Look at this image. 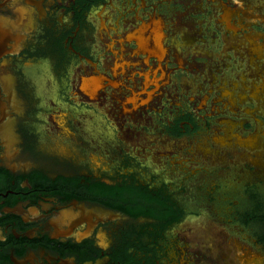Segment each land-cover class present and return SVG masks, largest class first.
Wrapping results in <instances>:
<instances>
[{"label":"flooded vegetation","instance_id":"af4514ba","mask_svg":"<svg viewBox=\"0 0 264 264\" xmlns=\"http://www.w3.org/2000/svg\"><path fill=\"white\" fill-rule=\"evenodd\" d=\"M219 1L229 3L231 8L241 2L264 17V7L256 5L255 0ZM109 3L110 0H0V264H160L163 239H168L170 232L173 235L189 217L201 216V212L187 214L188 209L172 198L165 185L151 187L135 174L117 179L91 163H98L100 145L105 142L103 134L121 143L122 137L126 142L128 137H144L137 141L144 151L140 166L149 171L163 169L165 149L172 148V155L177 148L175 141H191L197 126L190 112L185 115L189 123L186 128L179 119L162 126L156 124L157 112L168 107L169 94H182V78L194 77L188 66L181 68L175 61V34L166 28L163 32L171 35L166 44L170 48L167 67L172 71L173 84L163 94L158 110L138 111L142 119L146 115L154 119L156 129L130 115L121 119L123 124L115 121L119 109L114 110V106L119 100L161 92L154 85L143 84L147 78L143 66L150 70L161 63L157 54H148L144 49L150 44L145 39L157 24L164 26L165 22L166 27H173L188 7L166 10L160 0H143L142 9L118 17L120 4L112 8ZM221 14L220 9H214L218 41L224 49V38L230 33L219 22ZM184 16L183 21L189 18L197 25L199 18L194 12ZM262 21L258 18L250 29H242L241 37L250 32L264 33ZM229 23L235 28L240 25L238 17ZM181 36L176 34V43L182 41ZM152 39L150 48H157V31ZM181 50L187 62L205 63L204 57L193 61L187 48ZM228 56L236 55L230 51ZM50 57L65 71L66 88L59 103L66 108L76 106V112L52 107L55 93L51 86L56 84L47 62ZM159 76L160 73L155 77ZM81 79L103 82L100 90H93L94 102L84 98V94L94 97L86 90L88 87L82 88L84 94L75 93ZM19 96L27 101L22 110L17 106ZM86 122L89 130L83 129ZM245 125L249 129L251 124ZM62 127L68 139L81 132L94 153L80 160L67 159L56 151L47 154V145L64 142L55 134L66 135ZM254 130L255 126L244 136ZM207 138L195 143L208 152L218 151L213 138ZM158 144L160 147L152 149V153L146 150ZM250 198L252 207L235 217L246 227L262 224L253 219L252 213L258 203L264 208V201L254 191ZM231 234L240 237L235 232ZM177 240L183 248L188 245L179 237ZM259 243L264 248L261 238Z\"/></svg>","mask_w":264,"mask_h":264},{"label":"rangeland","instance_id":"374dc122","mask_svg":"<svg viewBox=\"0 0 264 264\" xmlns=\"http://www.w3.org/2000/svg\"><path fill=\"white\" fill-rule=\"evenodd\" d=\"M142 2L143 0H110L109 5H112V8H118L120 4L118 17H122L123 14L132 15L134 11L142 9ZM160 2L163 3L166 10L188 7L185 15L189 16L194 12L199 18L197 25L193 23L190 35L185 36L188 40L187 43L182 42L183 40L176 43L177 38L173 35L172 45V48L175 49L177 64L181 68L188 66L187 70L193 72L194 77L191 80L182 78L179 85L182 94L174 96L169 94L168 107L162 112H157L159 120L158 123L156 122L162 126L179 119L182 127L186 128L189 123L185 119V115L190 112L197 124L193 135L190 136L192 140L187 143L176 140V152L171 155L173 150L168 148L164 152L167 156L161 155L165 167L149 171L145 166L139 164L143 160L144 151L137 145L138 137L135 139L128 137L129 141L127 142L122 137L121 143L115 140L113 142L107 138L106 134H103L105 142L100 145L102 147H100L98 163L96 164L95 161H91V163L93 166L96 165L95 169L101 168L117 179L123 175L135 174L151 187L165 185L172 198L188 209L187 214L201 212V216L222 222L230 232L237 233L244 240L250 242L249 244L253 247L264 251L263 244L259 243L261 235L264 233V224H252L246 227L240 225L235 218L238 213L252 207L251 191L260 193L261 199L264 201V33L250 32L241 37L242 32L250 29L258 18H261L264 24V17L256 15L254 9L246 7L243 3L236 2L234 9L240 12L239 15L236 14L240 18V25L237 26L238 28L230 23L224 25L230 35L225 36V47L222 49L216 32L215 24L217 23L214 21V9L216 11L217 9L222 11L223 8L229 10V3L228 5L222 4L219 0H160ZM255 2L256 5L264 7V0H255ZM232 20L233 18L230 22ZM188 21H190L189 18L184 22ZM165 28L168 27L164 24L163 29ZM166 37L169 38L168 33H165L164 41H167ZM163 45L167 48L165 42ZM183 47L188 49L186 53L189 52L193 55V61H196L200 56L204 57L205 63L187 62V57L183 58L184 55L181 52ZM168 50L169 59L162 64L167 81L165 83L161 81V92L154 97L153 103L146 105L147 107L145 106L144 109L158 110V104L163 98V94L166 93L169 85L173 84L172 71L167 67V62L171 57L169 47ZM230 51H234L236 56L229 57ZM238 57L242 60H240L241 64ZM47 62L51 75L55 79V83H52L57 86V88L53 84L51 86V90L55 93L53 109L64 108V111L66 110L68 113L78 111V108L73 105H69L67 108L61 107L59 101L62 100V97L64 98L66 88L65 71L63 67L56 66L54 57H50ZM24 103H27L25 98L19 96L17 98L18 108L24 109ZM121 103L120 101L116 108V110L119 109V113L123 108H121ZM251 104L254 107H251ZM119 105L120 108H118ZM36 113L37 111L33 109V114ZM137 114V118L132 116L131 118L137 122L149 124L148 127L151 129H156L153 126L154 119L148 115L143 116L142 119L141 113ZM70 116L69 114V118ZM115 121L123 124L120 115H117ZM247 123L251 124L249 129H245ZM254 126V132L244 136ZM61 129L66 132L63 127ZM83 129L89 130L87 122L84 123ZM158 129L160 131L161 128ZM61 136L66 138L64 142L57 146L47 145L44 148L47 154L56 151L65 154L67 159L80 160L88 159L94 153L85 143L81 132H78L73 139H67L69 136L67 132L66 135L62 133ZM211 137L218 151L208 152L207 148L196 144L202 142L200 139L211 140ZM157 147L160 145H150L146 150L152 153V149H157ZM155 159H158L156 155ZM166 164L168 165L166 166ZM252 165L255 167L254 169L251 167ZM84 172H89V170L85 169ZM177 233L178 231H174L172 235L170 232L169 238L163 239L160 264H196L194 261L197 259L191 258L193 255L191 251L188 248H183L181 242L177 240L179 237ZM254 235L257 236V239ZM235 246L238 245L235 244ZM236 248L238 249V247ZM196 254L199 253L196 252ZM253 254V259L259 256L255 252ZM186 259H188V263H186ZM261 259L259 258L260 262L264 264V260Z\"/></svg>","mask_w":264,"mask_h":264},{"label":"bare ground","instance_id":"6f19581e","mask_svg":"<svg viewBox=\"0 0 264 264\" xmlns=\"http://www.w3.org/2000/svg\"><path fill=\"white\" fill-rule=\"evenodd\" d=\"M236 14L237 15L240 14L239 10H236L234 8H231V7L229 8V10H225V8H223L222 14L220 16H218L219 21L223 25H226V23H228V25H229L230 20L234 17H237ZM184 15H180L178 17V21H175V23H174L175 26H173L171 28L168 27L167 29L169 30V32L175 31L174 32L175 36H176V34L180 33L183 36V37L181 36L183 38V39L181 38L183 40L182 42L187 43L188 40H187V37H185V36L190 35L191 29L193 28L194 24H193V22H191V20L188 22H184L182 20V17ZM185 16H187V14ZM148 28H150V25H148ZM163 28H164L163 24H161V23L157 24L156 26L153 27V29H154L153 32L149 33L148 37L145 39L146 42L151 44L150 40L151 41L153 40L152 38L154 37V35L156 34V31H157L158 37L160 38V40L158 39L160 41L158 47L156 48L155 46H152L150 48V46H149L150 44H147V45L145 44L147 48H144L147 50L148 54H151V53L157 54L161 63L159 65L154 66V68H151L149 71H146L145 70L146 67L143 66V71L147 74V78H146V80H144L143 84H144V86L154 85L157 87V89H159V91L161 88L160 87L161 81L163 83H165L167 81L166 72H165V70H163L162 64L164 61H168V59H169V54H168L169 50H168V48L164 47V45H163L164 42H165V44L167 43V41H164L165 40V33L163 32L164 31ZM228 29H229V27H228ZM229 30L231 31V29H229ZM168 35H169V33H168ZM166 38H168V37H166ZM189 39H192V38H189ZM184 58H185V56H184ZM158 72L161 73L162 75L159 76L160 78L157 79V77H155V76L158 75ZM153 74H154V78H150ZM98 83H100V85H98ZM98 83L95 82L94 80L93 81L91 80L90 82H85L83 79H81L78 82V84H77L78 86L76 87V89L74 88L75 93L82 94L83 93L82 88L88 87L86 90H88V92L91 93L92 96H94L93 90H95V89L98 90L101 86H103L102 81H100ZM116 83H119V82H116ZM116 87H120V85L119 86L117 85ZM157 89H154V90H157ZM155 96H156V94H146V96H142L141 98L140 97H131L128 100H125V99L119 100L117 103H115L114 110H116L118 103H120V101H121L122 102L121 108L122 107L123 108L121 109L120 113L117 111L118 115H120V118L124 119L125 116H129V115L132 116L133 118H135L138 115L137 113H138L139 109H144L146 105H151L153 103ZM49 98H51V97H49ZM84 98L87 99V102H90L91 100L94 102L96 99L95 96L93 98H91V96H89L87 94H84ZM129 104H132V105H129ZM118 108H120V105ZM55 134L58 137H60L62 139V141H63V139L64 140L66 139V138L62 137L61 134H57V132ZM165 156H167V154H164V157ZM191 218L189 220H187L186 222H184L182 224V226H180L178 229H176V231H178L177 234H178L179 238L183 242L188 243L186 248H188V250L191 251V253L193 254L191 256V258H194V260L197 259L196 261H194L192 259L194 261V263H196V264H263L260 262L259 258H262L261 260H264V252L253 247L252 245L244 242L240 237L232 235L229 230L225 229L227 227L224 226V223L215 221L214 219L208 218L206 216H199V217L193 216ZM235 244L238 246H235ZM231 245H234V247H231ZM236 247H238L239 250ZM252 251L255 252L256 255L258 254L260 257L258 256L256 259H253L252 257H254L253 256L254 254ZM196 252H198L199 254H196ZM248 259H251V260H248Z\"/></svg>","mask_w":264,"mask_h":264},{"label":"trees","instance_id":"16d2710c","mask_svg":"<svg viewBox=\"0 0 264 264\" xmlns=\"http://www.w3.org/2000/svg\"><path fill=\"white\" fill-rule=\"evenodd\" d=\"M132 214H135V212L131 211ZM253 219L257 220L260 223L264 224V208L261 203H258L256 208L254 209L252 213ZM261 239L264 241V233L261 235Z\"/></svg>","mask_w":264,"mask_h":264},{"label":"water","instance_id":"95a60500","mask_svg":"<svg viewBox=\"0 0 264 264\" xmlns=\"http://www.w3.org/2000/svg\"><path fill=\"white\" fill-rule=\"evenodd\" d=\"M255 23V22H254Z\"/></svg>","mask_w":264,"mask_h":264}]
</instances>
